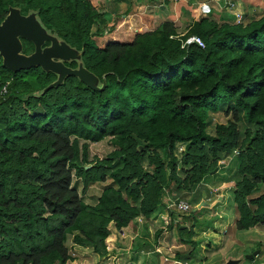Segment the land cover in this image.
<instances>
[{
  "label": "trees",
  "instance_id": "obj_1",
  "mask_svg": "<svg viewBox=\"0 0 264 264\" xmlns=\"http://www.w3.org/2000/svg\"><path fill=\"white\" fill-rule=\"evenodd\" d=\"M11 6L38 11L106 86L96 91L71 76L38 96L56 75L12 72L0 55V264H67L70 236L105 257L111 224L149 219L166 191L194 192L234 156L235 227L264 225V14L220 23L211 13L183 34L167 20L101 47L94 36L108 20L91 0H0V21ZM191 36L204 45L187 43ZM218 112L230 120L212 129ZM108 137L114 150L91 159L90 143ZM108 180L95 204L84 200L80 185ZM195 226L178 227L193 248Z\"/></svg>",
  "mask_w": 264,
  "mask_h": 264
},
{
  "label": "rangeland",
  "instance_id": "obj_2",
  "mask_svg": "<svg viewBox=\"0 0 264 264\" xmlns=\"http://www.w3.org/2000/svg\"><path fill=\"white\" fill-rule=\"evenodd\" d=\"M93 4L98 8L100 12H106L105 18L110 21L109 24L106 26H102L104 33L103 35H95L94 42L101 47H104L109 41H132L134 36L138 32L149 30V27H146L144 23L140 25H136L138 19L147 14L151 8V2L148 4V10L145 9H138L135 6L142 5L140 2L137 3L135 0H132V7L129 12L126 11L127 4L123 5L124 7L120 9V13L118 14L117 18L112 10L113 7L117 5V2H110L112 0H91ZM165 1V0H164ZM236 3L235 1L233 2ZM257 4V2H255ZM260 5V4H259ZM237 5L233 7L232 11L233 14L237 13ZM264 7V6H263ZM105 11V12H104ZM158 11H162L158 10ZM145 12L147 14H145ZM156 12V11H155ZM151 13V12H150ZM243 13V12H239ZM154 14V13H152ZM264 14V8H262V13H257L255 16H260ZM124 15V16H123ZM157 21L154 26H157L159 23L163 21V14L161 12L156 13ZM155 15V16H156ZM200 16H205L200 11ZM254 15L251 14L250 17ZM249 17V16H248ZM247 17V18H248ZM201 18V17H200ZM199 18V19H200ZM218 22L222 23L223 20L216 19ZM245 21V18L242 19V22ZM112 22V23H111ZM234 23H238L237 20L233 21ZM247 23V20L245 21ZM153 26V27H154ZM179 26V31L185 32L187 31L188 27ZM98 28V24L95 26L94 31ZM152 28V26H151ZM214 124L212 129L214 128L215 124L217 123H225L227 124L230 120L223 112L212 113ZM114 145L112 139L110 137L95 143H90V157L91 159H95V157L103 158L108 153L114 150ZM238 151L236 152V154ZM229 158V159H228ZM224 161H229V169L232 170L231 173H236L237 171V158L228 157ZM226 165H222V161L219 164V167L216 168L212 175L209 174L207 177H216V173L218 176L220 175V179L223 182L226 181L227 174L229 175L230 172H222L220 167H225ZM221 173V174H220ZM233 180V179H231ZM111 180H108L106 183H96L91 185L87 190H83V186L80 185L79 190L82 194L84 200L89 204H95L99 195L101 194L104 186L110 184ZM234 184L232 185L235 189L236 182L233 181ZM204 183V182H202ZM174 190V189H173ZM210 191V193H209ZM220 192L213 193L209 188L203 184H200L199 187L194 192L183 193V195H177L175 192H167L165 195L166 205L168 203H173L177 198H185L189 200L192 209L186 213H179L175 211H170L166 208V205L161 207L163 211L169 213V224L172 222V227L168 226L165 222L157 228L154 224L150 225L148 222L144 221V218L140 217L133 221V223L128 226L125 230H119L115 224L110 225L111 229V241H107L109 252L112 250L113 255H106L105 257L100 256L99 254L95 253L93 248L91 247H80L75 246L72 241V236L69 237L67 242V246L70 250V253L75 258L73 261H68L67 264H132L131 261H136L134 256L139 253L141 254L143 251V256L146 258L150 251L148 249L153 247V251H157V248L152 245V243L159 242V238L166 233L168 235L167 241L171 242V246L174 247V251L176 253L175 259H178L180 256H183L188 264H226L233 257L236 255H244V261H240L238 264H251L250 260L247 261V256L252 255L248 254L250 251H254L252 247H246L248 239H250L254 232H249V230H238L235 227V221L231 222V219H226L230 216V213L234 211L235 219L237 217V213L235 210V200L234 194L232 192L231 198H228V195H225L223 199H219ZM210 197V199H209ZM199 201L196 204V201ZM231 203L228 204V202ZM231 206V207H230ZM234 207V209H233ZM196 208V210L194 209ZM159 209V210H160ZM169 211V212H168ZM171 212H174L173 215H170ZM223 218H225L223 220ZM196 219V226L194 228V235L192 237L193 240L196 241V247L193 248L190 244H184L181 240V233L179 232V225L183 224V226L189 227L193 221ZM148 219H146L147 221ZM216 220V221H215ZM144 221V222H143ZM220 221V222H218ZM143 225V226H142ZM144 231H147L149 239H147V235ZM217 227V228H215ZM163 229V233L159 232V230ZM168 231V232H166ZM141 233V234H140ZM165 235V236H166ZM185 236H188V233H185ZM156 237V240H155ZM237 239L235 240V238ZM175 238V241L172 239ZM139 241V242H138ZM145 242L146 244H142L141 242ZM150 244V247L148 246ZM167 244V243H166ZM184 244L185 246L180 245ZM138 245V246H137ZM262 245H260L261 247ZM190 249V250H188ZM190 252H186V251ZM152 251V252H153ZM167 253V251H164ZM186 252V253H185ZM147 259V258H146ZM173 259V258H172ZM138 260V259H137ZM179 260V259H178ZM261 261H264V256L260 258ZM148 260L144 261L146 264ZM142 262V263H144ZM170 261L165 260L163 264H169ZM137 264V263H134Z\"/></svg>",
  "mask_w": 264,
  "mask_h": 264
},
{
  "label": "crops",
  "instance_id": "obj_3",
  "mask_svg": "<svg viewBox=\"0 0 264 264\" xmlns=\"http://www.w3.org/2000/svg\"><path fill=\"white\" fill-rule=\"evenodd\" d=\"M115 1L117 2V5L115 7H113V9H112L114 11V13H111L112 15H115V17H113V18L118 17V14L120 13V9H121V7L122 8L124 7L123 5H125V3L127 4L126 11L129 12V10H131L132 4H133L132 0H112L110 2H115ZM165 1L164 0H135V2H137V3L140 2L142 4L140 6H135V7L138 9L140 8L142 10L145 9L146 11L148 10V7L150 6L148 3L151 2V8H150V11L148 12L149 14H147L145 12V14H147V15L141 17V19L139 18L136 25H140V24L144 23L146 27H149V30H154L161 23H163L167 20H170V21L175 22L179 26L185 27L187 25L193 24L194 21H196L200 17H202V16H200V6L202 3H209L211 5L213 18H215V19H219V20H223V21H230L229 19L232 18V15H234L233 11H232L234 8L231 9V11L226 8V2L228 0H168L167 2L169 3V5H167ZM232 1L236 2L235 4L237 5L236 7L238 8L237 13L243 12L245 18H247L248 16L250 17L251 14H253L255 16L257 13H262V8H264L263 7L264 6V0H232ZM255 2H257V4H255ZM121 4H123V5L121 6ZM161 9H162V11H158ZM157 12H161L163 14L164 19L157 26H154V24H156L157 21L158 22L160 21V20L156 19V17H157L156 13ZM152 13H154V14H152ZM104 16H106V12L104 13ZM109 23H110V21L108 20V24ZM151 26H152V28H151ZM222 163H224L226 166L219 168V169H221V173L222 172L224 173L226 171L230 172L229 175L227 174V177H226V181H228V182L225 183V182L221 181L220 175L218 176V174L216 173V177H207L206 176L204 178V181H203L204 183H202V184L207 186L209 188V190H211L213 193L215 192L218 194L220 192L219 199H223L225 195H228V198H231L232 192L234 194V187L232 186L234 184V182H233L234 180H231L234 173H231L232 172V170H230L231 167L228 165L229 161L223 160ZM229 167H230V169H229ZM211 175H212V173H211ZM209 193H210V191H209ZM209 199H210V197H209ZM229 203H231V200H230V202H228V204ZM233 209H234V207H233ZM166 214L167 213L165 211L160 209V210H157L154 214H152V216L147 221H146V219H144V221L148 222L149 226L154 224L157 228H159L163 224L162 217H164ZM229 218L231 219V222L236 221L237 217L235 219L234 211L231 212L230 216L226 219H229ZM224 219L225 218H223V220ZM218 222H220V221H218ZM142 226H141V229H142ZM127 228L128 227H126L122 230L125 232V230ZM215 228H217V227H215ZM143 232H145V234L147 235V239H149L147 231L143 230ZM166 232H168V231H166ZM249 232H254V235L250 239H248L246 247H252L254 249V251H250L249 253H247V255L252 254L254 252H257V254L254 255L253 258H247V261L250 260L251 264H264V261L260 260V258L262 256H264V225H257L256 227L249 229ZM165 235H166V233L164 232V234H162V236L159 238L158 244H157V242L152 243V245H154V247L157 248V251H153L154 250L153 247H150V244H149L148 246L150 248L148 249V251H150V252L148 253L149 255L146 257L147 259L144 258L145 256H143V253H144V251H143L141 254L137 253L134 256L136 261H131L132 264H134V263L146 264L144 262L146 260H148L147 264H163L165 257H166L167 261H170L169 264H177L176 263L177 261H182L184 264H188V262L186 261V259L183 256H180L178 258L179 260L175 259L176 253L174 251V247L171 246V244H170L171 242H169L171 240V238H170V240L167 241L166 239L168 238V235H166V236ZM236 239H237V237L235 238V240ZM155 240H156V237H155ZM172 240L175 241V238ZM141 243L144 245V244H146V241L145 242L143 241ZM260 245H262V246L260 247ZM181 246H185V245L182 244L179 247L181 248ZM188 250H190V249H188ZM188 250L186 252H190ZM164 251H167V253H165ZM108 255H111V256L113 255L112 250L109 252ZM243 258H245V256L240 254V255H236L232 259L239 260V262H240V261H244ZM142 262H144V263H142Z\"/></svg>",
  "mask_w": 264,
  "mask_h": 264
},
{
  "label": "water",
  "instance_id": "obj_4",
  "mask_svg": "<svg viewBox=\"0 0 264 264\" xmlns=\"http://www.w3.org/2000/svg\"><path fill=\"white\" fill-rule=\"evenodd\" d=\"M23 39L34 44L33 52H24ZM0 55L4 66L12 72L41 67L45 72L56 75L53 82L37 93L38 96L62 85L71 76L96 91H103L106 86L105 77L101 80L86 67L82 50L51 33L41 22L38 11L23 14L19 7L9 8L8 15L0 21ZM73 61L77 62L76 67L67 65ZM256 254L247 258H253ZM238 263L239 260H230L227 264Z\"/></svg>",
  "mask_w": 264,
  "mask_h": 264
},
{
  "label": "built area",
  "instance_id": "obj_5",
  "mask_svg": "<svg viewBox=\"0 0 264 264\" xmlns=\"http://www.w3.org/2000/svg\"><path fill=\"white\" fill-rule=\"evenodd\" d=\"M234 6H235V4L233 3L232 0H228L226 2V8L228 10L231 11V9H233ZM200 11L203 14H205V16H208L209 14L212 13V7L209 3H202L200 6ZM234 15L236 16V20L238 23L242 22V19L244 18L243 13H234ZM186 42L187 43L188 42L189 43L190 42H196L200 45H204L202 39L198 36L188 37ZM6 92H7V87H3L2 93H6ZM182 150H183V147H181L180 151H182ZM166 208L170 211H175V212H179V213H186L192 209V206H191L189 200L181 197V198H177L175 201H173V203H168L166 205ZM162 221L165 222L167 225L169 224V213H167L164 217H162ZM176 263L177 264H184L182 261H177Z\"/></svg>",
  "mask_w": 264,
  "mask_h": 264
}]
</instances>
